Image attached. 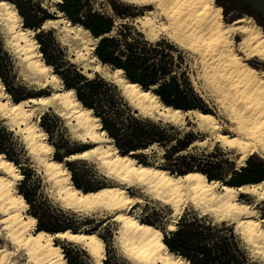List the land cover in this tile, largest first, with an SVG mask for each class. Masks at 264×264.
<instances>
[{
    "label": "bare ground",
    "instance_id": "6f19581e",
    "mask_svg": "<svg viewBox=\"0 0 264 264\" xmlns=\"http://www.w3.org/2000/svg\"><path fill=\"white\" fill-rule=\"evenodd\" d=\"M125 1L145 8V12L136 17V21L142 23H140L141 32L147 40L152 41L164 37L193 55L203 87L213 96L228 121L227 131L223 130L221 121L213 113L200 109L183 111L165 105L150 88H142L138 83L129 81L123 76L122 71L117 76L116 71L121 69L109 71L101 67L100 61L93 54V59L98 61L95 66L100 70V75L116 84L121 95L143 116L155 113L157 118L174 125L183 124L187 119L197 129L207 134L205 139L194 140L193 144L209 139L211 144L216 142L232 150L237 159L244 156L246 161L252 154H257L264 159V84L260 83L264 80V76L259 75L264 69L250 62L252 59H257L264 64V61H261L258 56L242 60L244 53L239 51V46L245 40L248 41L244 47L245 52L264 51V35H258L255 30L250 33L237 31L229 35L225 30L228 25H234L237 29L249 26L244 17L251 19L253 17L244 15L231 21H225L221 14L217 15L216 10L221 9V6L214 0L211 2L210 0ZM2 4L14 5L8 0H0V5ZM17 14L20 16L19 13ZM46 23L49 26L61 25L64 36L76 45V58H85L93 51L97 38L93 37L90 31L83 26L71 24L65 17L48 18L42 23V28ZM255 24L260 32L264 33L259 24L256 22ZM0 30L5 33L7 42L11 41L10 45L19 60H23V65H31L30 68L25 69L34 77V80L39 84L47 81L56 84L57 81H61L55 72L41 71V68H48L51 65L44 62L42 55L39 57L34 55L36 52H41L39 48L32 47V41L38 44L32 28L19 24L9 12L7 15L0 14ZM22 33L23 39L21 38ZM236 36L239 37L238 40H235ZM19 49L23 51H18ZM84 65L88 66V63ZM104 73H108L110 78L105 77ZM52 76H56L57 79L52 80ZM192 84L197 87L195 80ZM69 92H73V95H68ZM48 108L54 109V112L60 116L64 115L73 124L75 137L83 136L82 142L91 143L90 146L65 158H95L104 168L105 175L110 173L106 176L113 178L114 184L102 185L92 190L76 187L71 180V172L64 162L53 158L52 153L42 151L43 147L53 148L47 138H44L46 133L38 124L40 115ZM0 115L8 118L10 129L21 132L28 150L32 156L37 157L36 161H44L40 165L62 206L72 205L68 207L71 210L98 211L113 215L112 219L118 223L116 242L127 260L121 264H187V261L180 255L169 251L162 239L157 240L152 232L144 231L146 228H151L159 231L163 237L162 230L158 226L139 219L129 211L135 203L143 201V196L167 205L171 210V221H176L180 217L186 205H191L201 214L210 213L217 217V220L231 219L241 238L246 240L254 251L264 255V217L253 215L256 213L253 207L255 203L246 202L239 197L240 194H248L256 202L264 201V179L248 184L232 185L217 179H209L205 173L198 170H189L179 174L158 165L140 162L131 153H121L113 144L112 138L101 129L99 118L76 98L73 88H57L48 94L30 96L19 101L11 100L5 91V95L0 97ZM94 120L99 121V127L93 123ZM93 137L97 138L93 139ZM32 149H35V152ZM0 154L3 153L0 152ZM130 161H135V163H130ZM0 164H12L13 169L22 175L18 166L4 154L3 158H0ZM15 174V172H8L0 167V192L3 190V181L14 179ZM201 175L206 179H187L190 176L199 177ZM125 176L128 177L127 180L120 179ZM214 183L216 186H213ZM128 186L138 187L140 195L129 193ZM15 189L10 198L14 199L17 195L23 196L16 186ZM144 190H147V194ZM25 202L27 203L26 200ZM244 208L248 211H242ZM22 215L36 218L28 212ZM117 217H122V219H117ZM167 228L173 230L175 224L169 222ZM40 232H44L46 237H53L51 244L46 238L41 240V251L35 252L36 259L43 256L42 264H64L67 261L60 243L55 242V238L70 242L85 250L92 264L96 261L103 263L104 240L94 230H72L70 228L57 232L37 228L29 230L33 239ZM27 235L25 234V238ZM29 244V250L35 251L36 245L32 241H29ZM159 244H164L166 250L160 249ZM56 249H59V252ZM129 252L134 257L131 260L128 259ZM0 260L7 264L8 258L2 251H0ZM67 264H69L68 261Z\"/></svg>",
    "mask_w": 264,
    "mask_h": 264
},
{
    "label": "trees",
    "instance_id": "16d2710c",
    "mask_svg": "<svg viewBox=\"0 0 264 264\" xmlns=\"http://www.w3.org/2000/svg\"><path fill=\"white\" fill-rule=\"evenodd\" d=\"M8 1L16 6L23 19V26L37 31L34 37L39 44L38 48L44 62L51 65L52 71L61 78L64 87L73 88L81 104L90 108L92 113L99 118L101 129L112 138L119 152H133L134 155H132L137 156L135 152L145 150L157 143L163 147L170 146L169 149L174 153L177 148H185L193 140L187 133L182 137L167 135L166 124L141 116L136 110H132L124 101L116 84L104 79L97 72L89 77L73 63L65 60L62 50L57 47L49 31L41 29L42 23L51 15L38 0ZM215 1L220 4L219 0ZM123 6L127 8L126 5ZM111 7L118 17L130 14L125 10H118L114 3H111ZM56 8L72 24L83 26L90 31L93 37L97 38L93 54L102 65L110 66L112 69H121L126 79L138 83L142 88H150L165 105L183 111L190 109L207 111L203 107L201 98L194 92L185 72L180 74L175 72V67L179 66L173 54V51H176L173 45L163 39L154 42L146 40L139 32L132 31L127 23H120L119 27L114 29L113 16L95 10L92 7V0H59ZM223 12L226 15L225 8ZM10 69L9 55L0 43V80L5 85V91L13 101L32 96V93L24 91L23 86L15 88L13 83L7 80ZM45 117L46 113L40 115L39 125L50 133L51 130L45 122ZM186 137L187 142L181 143ZM48 141L54 147L53 158L62 161L64 157L86 148L65 150L59 153L60 147L51 140ZM172 141L174 143H171ZM18 151L12 131L8 130L0 120V152L19 167L24 177L19 183V192L27 203L32 204L29 195L20 189L28 181L29 171L22 165ZM163 156L168 157V152L165 151ZM187 157L190 161H185L183 167H176V173L198 170L205 173L209 179L224 180L212 169L200 167V162H196L195 155L190 154ZM226 161L230 171V179L225 181L228 184L233 185L232 181L235 179L249 178L252 181H259L261 177H264V170H262L264 164H247L237 171L233 169L231 161ZM81 162V159L64 161L71 172L73 184L83 190L101 187L102 185H89L81 182L78 177L80 169L76 167V164ZM192 162L195 164L193 165ZM160 166L168 169L165 165ZM169 170L173 172L172 169ZM28 213L38 219L37 229L57 232L67 228L65 226L50 227L42 222L36 211H28ZM159 228L162 230V240L168 250L180 255L187 261V264H260L251 261L247 250L242 246L231 225H227L224 221L213 223L207 214L185 210L177 219L173 230L166 231ZM68 263L72 264L70 261Z\"/></svg>",
    "mask_w": 264,
    "mask_h": 264
},
{
    "label": "rangeland",
    "instance_id": "374dc122",
    "mask_svg": "<svg viewBox=\"0 0 264 264\" xmlns=\"http://www.w3.org/2000/svg\"><path fill=\"white\" fill-rule=\"evenodd\" d=\"M38 1L41 3V5L44 3V0H38ZM58 1L59 0H48V7H44L46 8L47 12L51 15V17H49L51 19L65 17L56 8V3ZM240 1L246 2L247 4H249L253 10L264 13V0H240ZM111 3H114L118 10L120 11L125 10L129 12L130 14L125 15V17H118L117 15H115L111 7ZM123 5H126L127 8H124ZM92 7L95 10H98L104 14L113 16L114 25H115L114 29H117L120 23H127L128 26L132 29V31L139 32L143 36V38H145L144 34L141 32L142 23L136 21V17L140 16L141 14L145 12V8L137 4L127 2L125 0H92ZM50 8H54L55 11L49 10ZM221 15H222L223 20L231 21L240 16H244L248 14L238 11L237 9H231L228 13H226V15H224V12H222ZM255 22L258 23L256 20ZM60 26H61L60 24L56 26L50 25L46 29L44 27L41 29L43 31H49L50 35L56 41L57 47H59V49L62 50L65 60L69 61L70 63H73L81 72L83 71L82 73H85V71H87L88 72L87 76L89 77L93 76L95 72L100 74L99 73L100 70L98 69V67L95 66L98 64V61L96 59L94 60L92 57L93 51H91L88 55H86L85 58H82V59L76 58L75 56V46L76 45L72 41L67 40V38L64 36L63 32L61 31ZM261 29L262 31H264V28L261 27ZM4 34L5 33L3 31H0V43L2 45V48L9 55V60L11 64V69L9 73L7 74L8 75L7 80L12 82L15 88H18L19 86H23L24 91L28 93H32V96L48 94L52 90H55L57 88H65L62 81H57L56 84L51 81H47L46 83H43L45 86L43 84L33 82L31 83V86H29V82L23 79V77L21 76V72H26L27 74L29 73L23 67V65L20 64V60L18 56H16L17 55L16 52L11 47V45L7 43L6 35ZM160 39H163L165 42L173 45L176 48V51H173V54L175 55V58L177 60L179 67H175V72L177 74H180L183 71L185 72V75L188 77L189 82L194 92L203 101V107L207 111L213 113L221 121L223 130L227 131L226 127H227L228 121L224 117V114L222 113L221 108L216 103L213 96L209 93V91H207L206 88L203 87L202 79L198 74V65L195 62L193 55L190 54V52L186 50L185 48L183 47L180 48V46H178L177 44H174L173 42L169 41L168 39L164 37H160L159 39L152 40V42L160 40ZM238 39L239 37L236 36L235 40H238ZM250 62L257 67L264 69V64H262L257 59H252ZM87 63H88V66L84 65ZM100 66L105 67L109 71L114 70L110 66H107V65L101 64ZM194 80L197 83V87H194L192 84ZM58 82L62 84L63 86L58 87ZM53 85L55 86L53 87ZM122 97L124 101L129 105V107L132 110H135L128 103V100L124 96ZM9 98H10V95H9ZM43 113H46L45 122L47 123L51 132L47 133L40 125L39 126L45 131L47 140H51L52 142L56 143L60 147L59 153H62L65 150H79L81 148L88 147L91 145L90 142H82L77 137L74 138L76 136V133L75 131H73V129L75 130V128L74 127L72 128L73 124L69 122L64 115L60 116L57 112H54V109L52 108H48ZM137 113L143 116L138 111ZM144 117H149L154 121H161L163 124H166L167 135H170V136L174 135L177 137H182L185 133H187L190 135V137L193 138V140L185 148H182V149L177 148L176 149L177 151H175L174 153L171 152V150L169 149L170 146L163 147L161 145H158L157 143H154L145 150H142V151L139 150L135 152L137 155L135 157L138 161L147 162L149 164H154L158 166L165 165L168 167V170L172 169V171L176 173L175 168L183 167V163L185 161L186 162L190 161L187 156L192 154L197 157L196 162H200V167L212 169L215 173H218L219 175H221L224 178V180L215 178L221 182L229 181L230 179L229 164L226 160L231 161L234 167L233 169L237 170L235 168L236 165L234 161L230 159L231 156L235 155L232 150L222 147L216 142L211 144V141L209 139H206V141L204 142L197 141V143L193 144L194 140L205 139L207 134L197 129L187 119L185 120L183 124L174 125L169 122L167 123L166 121H163L162 119L157 118L155 113L150 116H144ZM0 120L2 121V124L8 130L12 131L14 140L16 142V148L19 149L18 157H20L21 159L20 161H22V165L24 166V168L29 171L28 181L24 185H22L20 188L24 190L29 195L30 199L32 200V204L28 203L30 205V209L28 211H36V213L41 217L42 222L45 225H48L50 227L65 226L67 228H70V229L72 228L75 230H94L96 231L104 240L105 258L103 259L102 264H121V263L127 262L126 258L122 255L119 249L118 242H116L117 241L116 230L118 227L117 226L118 223L112 219L113 215L111 213H100L98 211H90V212L76 211V210H71L70 208H66L62 206L58 198H56L54 188L49 182V180L47 179L45 173L43 172V168L41 167L40 163L38 162V160L36 161V159H33V157L35 156H32L31 152L28 150L21 132L18 130L16 131V130H12L9 128L10 121L8 120L7 117H2L0 115ZM38 124H39V121H38ZM187 140H188L187 137L183 138L181 143H186ZM171 143H174V141H172ZM153 145H156L157 147L162 148L164 152L165 151L168 152V157H164V156L159 157L161 160L164 161L163 163H157L158 153L155 150H153L151 153L148 151L149 149L152 148ZM53 153L54 151L51 154L52 157H53ZM131 154H133V152ZM79 159H81L82 162L79 164H76V167L80 169L78 172L79 173L78 177L79 179H81L82 183H86L89 185H106V184L115 183L113 178L105 175L104 168L98 163V161L95 158H91V159L75 158L69 161L79 160ZM92 159H95V160H92ZM64 161H68V160H66L64 157L63 162ZM252 163L264 164V159H262L257 154H252L246 159L243 166H246L247 164L250 165ZM192 164L194 165L195 162H192ZM262 170H264V168H262ZM262 178L264 177H261L259 180H261ZM234 181L236 183V180H233L232 183H234ZM20 182L21 181H18L16 185L18 191H19ZM252 182H256V181H250L248 183H252ZM235 183L233 185H238ZM248 183H243V184H248ZM135 187L136 186H128L127 190L131 194L140 195L139 194L140 192H138L139 188L138 187L135 188ZM49 193H51V195ZM239 197L240 199L246 202L255 203L253 204V207H254V210H256L255 212L257 216L264 217V201L256 202L255 199L248 194H240ZM185 210L195 211L199 213V211L197 209H194L191 205H186L183 211ZM129 211L133 213L139 219L147 220L151 222L152 224L163 228L166 231H168L167 224L169 222H173L175 224L177 221V220L171 221L172 220L171 210L167 205H164L160 201L152 199L147 196H143V201L139 203L138 202L135 203L129 209ZM204 214H207V213H204ZM207 215L213 221V223H220L221 221H224L226 222L227 225H231L233 227L234 232L239 237L242 246L247 250L249 257L251 258V261L264 264V255H261L259 252L254 251L249 245V243L243 238H241V235L238 232V230L237 229L235 230L234 222L231 221V219L217 220L218 218L215 217L214 215L212 214L210 215V213ZM55 240H56L55 242L60 243L61 248L63 250V254L67 261H70L72 264H92L91 258L88 255V253L82 248H80L79 246L72 244L70 242L64 241V240L61 241L58 238H55ZM0 243H3V242L0 241Z\"/></svg>",
    "mask_w": 264,
    "mask_h": 264
},
{
    "label": "clouds",
    "instance_id": "9594fccd",
    "mask_svg": "<svg viewBox=\"0 0 264 264\" xmlns=\"http://www.w3.org/2000/svg\"><path fill=\"white\" fill-rule=\"evenodd\" d=\"M211 2V0H210ZM42 7H48V0H44V3L42 4ZM49 10L55 11L54 8H50ZM217 15L221 14L223 12V9H217ZM10 12V15L12 18H14L16 21L19 22V24H23V19L20 17L17 13L18 10L16 9L15 5H10V4H2L0 5V14H5L7 15ZM244 20L247 21L249 26L246 27H240L237 29L234 25H228L225 27V30L228 32L229 35H232L236 33L237 31L242 32V33H250L251 31L255 30L258 35H264V33H261L258 26L255 24V21L249 17H244ZM49 24H45L44 28H48ZM2 31V30H0ZM21 38H24L23 33L21 34ZM8 44H11V41L7 42ZM248 41L245 40L244 43H242L239 46V51L243 52L244 55L241 57L242 60H247L251 59L253 56H258V58L261 61H264V51H261L257 53L255 50L251 52H245L244 47L245 44H247ZM32 47L33 48H38L39 45L36 44L35 41H32ZM18 51H23V49H19ZM36 56L42 55L39 52L34 53ZM233 59H235V56H233ZM20 64L23 65V60L20 61ZM24 68H30L31 65H23ZM42 72H51L52 68H41ZM122 70H117L116 75L119 76L121 74ZM87 75V71L84 73ZM105 77H108V73L103 74ZM260 76H264V71H261L259 73ZM21 76L25 81L29 82V86H31V83L35 82L38 83V81H34L33 77L31 74H27L26 72H21ZM52 80H56V76H52ZM261 84H264V80L260 81ZM42 86V85H41ZM58 86H63L58 82ZM5 85L2 81H0V97H3L5 95ZM68 95H73V92H69ZM46 103V101H45ZM88 115H91V113H88ZM93 123L96 124L97 127L100 126L99 121H93ZM73 131H75L73 129ZM41 136L44 137V134L41 133ZM46 138V137H44ZM76 138V137H74ZM97 137H93V139H96ZM79 140L83 141L84 137L79 136ZM153 150H155L158 153L157 156V163H163L164 161L161 160L159 157L164 155V150L162 148L157 147L156 145H153L151 149L148 151L151 153ZM33 152H35V149H32ZM42 151L47 152V153H52L54 151L53 148L51 147H43ZM0 158H3V154H0ZM37 157H33V159H36ZM230 159L234 161L236 165V169L239 170L241 166L244 165L245 162V157L241 156L239 159L235 155L231 156ZM40 164H43V160H39ZM130 163H135V161H130ZM0 167L4 168L8 172H15V178L10 180V181H3V190L0 192V241L3 243H0V251L4 252V254L7 256L8 261L7 264H42L43 261V256H41L39 259L35 258V252L36 251H41L40 248V241L44 240L45 238L47 239L48 243L51 244L53 237L52 236H45L44 232H40L39 235H37L34 239L33 237L29 234V230H35L36 226L38 225L39 221L37 218H34L32 216H25L22 215V213H27L28 210L30 209V205L25 202L23 196H15V198H10L12 197L13 193L15 192V186L18 181H21L24 179V177L18 172H16L15 169H13L12 164H0ZM146 171V170H145ZM110 175V173L106 174ZM120 179L122 180H127L128 177H121ZM187 179H199V180H205L206 178L201 175L199 177L195 176H190L187 177ZM147 183V181H145ZM213 186H216L215 183ZM145 194H147V190H144ZM243 191V189H241ZM51 195V193H49ZM64 207H72V205H63ZM197 207H199L197 205ZM238 211H241V209H237ZM242 211L247 212L248 209L244 208ZM253 215H256V213H253ZM117 219H122V217H117ZM131 224V221H129ZM135 227V225H132ZM144 231L147 232H152L153 236L155 239L159 240L162 239L161 233L159 231H154L151 228H146ZM25 234L27 235V238H25ZM29 241H32L33 244L36 245L35 251H30V244ZM46 247V246H45ZM158 247L160 249H165L164 244H159ZM57 252H59V249H56ZM134 251V249L132 250ZM134 257L131 255V252L128 253V259L131 260ZM0 264H5L3 260H0ZM64 264H67V261L64 262ZM95 264H100L99 261H96Z\"/></svg>",
    "mask_w": 264,
    "mask_h": 264
},
{
    "label": "flooded vegetation",
    "instance_id": "af4514ba",
    "mask_svg": "<svg viewBox=\"0 0 264 264\" xmlns=\"http://www.w3.org/2000/svg\"><path fill=\"white\" fill-rule=\"evenodd\" d=\"M219 1L221 8L222 9L225 8L226 13H228L231 9H237L238 11H241L253 17V19H255L259 23V25L262 28H264V13L253 10L251 6L246 2H242L240 0H219ZM250 181L252 180L249 178H241L240 180H236V183H248Z\"/></svg>",
    "mask_w": 264,
    "mask_h": 264
},
{
    "label": "water",
    "instance_id": "95a60500",
    "mask_svg": "<svg viewBox=\"0 0 264 264\" xmlns=\"http://www.w3.org/2000/svg\"><path fill=\"white\" fill-rule=\"evenodd\" d=\"M41 28H42V26H41ZM36 32H37V31H36ZM39 118H40V117H39ZM65 159H66V158H65ZM66 160H68V161H69V160H71V159H66ZM241 184H243V183H241ZM241 184H238V185H241Z\"/></svg>",
    "mask_w": 264,
    "mask_h": 264
}]
</instances>
